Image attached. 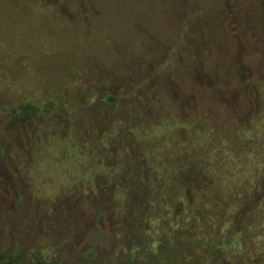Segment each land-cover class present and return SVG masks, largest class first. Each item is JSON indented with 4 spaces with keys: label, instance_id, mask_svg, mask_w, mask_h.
Returning a JSON list of instances; mask_svg holds the SVG:
<instances>
[{
    "label": "rangeland",
    "instance_id": "374dc122",
    "mask_svg": "<svg viewBox=\"0 0 264 264\" xmlns=\"http://www.w3.org/2000/svg\"><path fill=\"white\" fill-rule=\"evenodd\" d=\"M184 228L264 264V0H0V249L201 264Z\"/></svg>",
    "mask_w": 264,
    "mask_h": 264
},
{
    "label": "trees",
    "instance_id": "16d2710c",
    "mask_svg": "<svg viewBox=\"0 0 264 264\" xmlns=\"http://www.w3.org/2000/svg\"><path fill=\"white\" fill-rule=\"evenodd\" d=\"M108 100H112V97L108 96ZM24 108H25V113H24L25 118L26 116L33 114V111L31 110L32 108L31 104L25 103ZM137 164H141V163L137 162ZM139 177L140 175H138V178ZM138 185L141 186L140 184ZM143 187L146 188L145 184H142L141 188ZM139 196L140 194L137 196V198ZM182 237H184L183 250L187 252V256L193 258L194 261L200 260L201 264H228L227 261L220 255L219 253L220 251L218 250L217 246L215 245L212 239L205 238L202 235L196 234L191 228L178 229L176 234V240H178L177 242L180 243V238ZM164 247L166 248V245ZM4 259H6V262L8 264H11L12 262H15V264H22L21 263L22 261L18 256H16L13 260L9 259L5 250L0 249V261Z\"/></svg>",
    "mask_w": 264,
    "mask_h": 264
}]
</instances>
